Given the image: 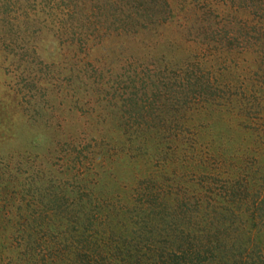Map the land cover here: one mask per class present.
I'll use <instances>...</instances> for the list:
<instances>
[{
  "label": "rangeland",
  "instance_id": "rangeland-1",
  "mask_svg": "<svg viewBox=\"0 0 264 264\" xmlns=\"http://www.w3.org/2000/svg\"><path fill=\"white\" fill-rule=\"evenodd\" d=\"M144 1L125 3L102 34L92 18L102 0H7L10 15L15 8L36 23L27 38L34 66L6 69L0 54V264H23L17 249L37 247L24 230L43 210L64 209L65 225L97 237L109 227L105 250L114 257L102 264H150L153 248L170 247L187 263L219 264L220 255L234 264L220 241L226 249L234 232L264 228V0H155L151 8ZM40 7L60 29H39ZM155 7L158 20L148 16ZM127 13L137 32L119 28ZM82 21L104 37L88 29L87 43ZM101 41L112 51L97 54ZM87 167L93 177L84 194H104L96 200L100 225L61 195ZM59 218L42 233L64 239ZM122 222L154 232L143 254L110 243ZM171 232L178 240L170 245L163 240Z\"/></svg>",
  "mask_w": 264,
  "mask_h": 264
},
{
  "label": "trees",
  "instance_id": "trees-1",
  "mask_svg": "<svg viewBox=\"0 0 264 264\" xmlns=\"http://www.w3.org/2000/svg\"><path fill=\"white\" fill-rule=\"evenodd\" d=\"M11 1V0H8ZM70 2L72 0H69ZM87 3V0H82ZM134 0H102V6L100 7H94L93 8V14L92 18L97 19V23H99L98 31L103 34L104 29L110 28L112 24L117 20V18L120 16V14H123L125 11L124 4L126 3V6L130 2ZM83 2V3H84ZM146 8H151V3H155V0H145ZM14 4V3H13ZM85 4V3H84ZM9 3L7 0L2 1L0 4V54L2 57V62L6 69H18V70H24L28 67H30L33 63V60L28 58L29 54L28 51H32V47L28 41V37H31L35 34V30L32 29L34 24V17H29L28 15H25V18H21V13H15V8L12 9V15L9 13L10 11ZM8 8V9H7ZM70 11V9H67ZM77 10V9H76ZM74 10V11H76ZM80 9H78L79 11ZM34 11V10H31ZM128 13L129 10L127 9ZM143 11L144 8H143ZM147 11L151 12V15L148 16L152 17L150 19L158 20L159 19V9L155 7V9H147ZM171 12V11H170ZM127 13V14H128ZM36 14L39 15L37 26L40 27V24L42 23V28H48L52 29L51 31L54 32L55 30L60 29L58 24V17L53 21L48 19V17H42L41 15L45 14V10L40 7V12L36 11ZM78 14H82V10L78 12ZM123 23L119 27L121 30L126 29V27L133 26V19L128 14L127 20L122 19ZM131 21V22H130ZM95 23V22H94ZM150 23V21H149ZM79 26V34H81L84 39L87 38V43L90 42L89 35H88V29H91L92 31H95V36L99 34V38H103L104 36L101 35L96 29L91 28L90 22L82 21ZM151 24V23H150ZM155 24V22H154ZM8 26L10 30L7 33H4V26ZM135 32H137L138 26L134 27ZM65 30V28H64ZM253 29L247 30L248 34L252 32ZM50 31V30H49ZM125 31V30H124ZM94 36V35H93ZM6 37V39H5ZM16 38H19L23 41V47L19 46ZM93 38V37H92ZM86 43V44H87ZM101 45L95 49V52L97 54L103 53L108 54V52L112 51V47L108 46L105 42L101 41ZM86 46V45H85ZM101 65H103V62H101ZM34 66V63H33ZM131 106H134V108H137L140 106V104L137 103L136 100H134L133 104ZM138 111V110H136ZM123 125V124H122ZM127 130L130 127H126ZM116 145L115 147L124 146V143L122 141H115ZM103 156L104 153H101ZM106 155L104 156V158ZM109 162H112V160L107 159ZM93 177V173L91 172V169L88 167L82 169V171L78 172L75 170L71 175V182L70 185H72L70 191H66V188L61 191V195L63 197L67 195H71V200L74 199L75 202H79L81 205L86 208V215L84 217H87L90 222L95 223L94 224H101L102 219H100L101 215L98 214L100 211L99 209L102 207V203H100V208L95 212L96 209V200L98 197L101 198V195L104 194H95L92 192L90 195L92 197H89L85 193V186L88 182V180H91ZM2 178V179H1ZM66 180V179H65ZM4 181V176L0 175V189L1 185H5L6 183ZM65 181L60 180L61 188L64 186H68L64 183ZM91 182V181H89ZM117 185V184H116ZM117 188V187H116ZM113 198L109 200V206H113L116 202V198L119 197L118 193H113ZM61 199V198H60ZM103 199H106L104 197ZM61 200H55V204L58 203ZM98 201V200H97ZM62 203H59L61 205ZM70 208V205L62 204L61 207L67 206ZM72 206V204H71ZM95 206V208H94ZM39 208V207H37ZM50 211V210H49ZM122 211V210H121ZM44 210L41 212H38L39 219L38 222L34 223V221L30 220L28 223L25 224V230L24 232L27 233L28 237L32 239V241H35L37 243V247L31 248V247H23L22 249H17V256L18 261L21 260L23 264H102L104 262V259H113L114 253L110 254L107 250V247H109V241H107L108 233L110 228L106 226H102L100 229V236L97 237L93 233H95V230L90 231V229L85 227V229L77 228L74 226L73 221L69 223V225H65V217H67L64 209L62 211H54L51 215L48 213L43 214ZM71 212V208H70ZM75 211L72 209V215H74ZM59 216L58 219L61 224V227L67 226V232L69 234L65 235L64 239L60 240L59 238L53 236L55 231H52L50 234L42 233V227L46 225V222L50 219H53L55 221V216ZM117 216V214H115ZM114 216V219L115 217ZM229 217V216H228ZM93 218V221H92ZM116 220V219H115ZM112 221L113 218H112ZM115 222V221H114ZM67 223V222H66ZM111 225V224H110ZM126 223L122 222L119 226H116V230L113 228L110 235H113L114 233L117 234L118 239L117 240H110L111 242L116 243L115 248L126 246H132L133 248H126L122 250L123 252H126L127 254H130V252H142V254L145 252V248L148 246V241H150L151 237H153L154 232H152L151 229H147L144 227H138L128 229L126 227ZM32 228V230H30ZM236 229V227H235ZM234 229V231H235ZM30 230V231H28ZM65 233V232H64ZM99 233V231H96V234ZM172 234L168 237H164L166 239L163 240V242H169L170 245L173 243L174 239L178 240V237L176 235L177 232H171ZM180 235V234H179ZM178 235V236H179ZM106 236V237H105ZM146 236V238H145ZM150 237V239H149ZM75 242H73V240ZM148 240V241H147ZM222 249L224 250L223 254L231 256L234 260V264H264V228L260 231H255L253 233H249L240 235V231L234 232V240L228 242V246L226 249H224V245L226 241H220ZM58 243V244H57ZM151 244L154 246L155 241L151 240ZM159 255L155 256L154 261L152 260L150 264H195L192 261L185 262V260H177L176 254L177 250L174 248L170 249H160V248H153ZM150 250L149 247L146 249ZM144 251V252H143ZM199 251V250H198ZM221 254V252H219ZM38 256L40 257L41 261H38ZM72 256L74 258H72ZM222 256L215 257L214 260H216L219 264H227V261L222 260ZM50 258V259H49ZM220 258V259H219ZM47 259V261H46ZM126 260L125 258H123ZM220 261H219V260ZM122 260V259H121ZM123 260V262H124ZM70 262V263H69ZM128 263V261H126ZM141 264V263H139ZM205 264V263H204Z\"/></svg>",
  "mask_w": 264,
  "mask_h": 264
}]
</instances>
